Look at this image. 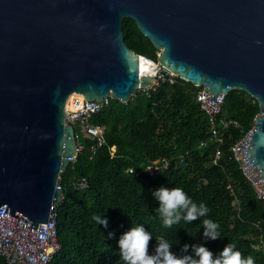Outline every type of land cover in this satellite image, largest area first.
I'll return each instance as SVG.
<instances>
[{
    "label": "water",
    "instance_id": "obj_1",
    "mask_svg": "<svg viewBox=\"0 0 264 264\" xmlns=\"http://www.w3.org/2000/svg\"><path fill=\"white\" fill-rule=\"evenodd\" d=\"M132 19L170 72L205 88L214 113L230 90L258 104L237 147L264 189V0H0V211L45 227L76 152L65 103L110 94L126 103L154 80L125 44Z\"/></svg>",
    "mask_w": 264,
    "mask_h": 264
},
{
    "label": "trees",
    "instance_id": "obj_2",
    "mask_svg": "<svg viewBox=\"0 0 264 264\" xmlns=\"http://www.w3.org/2000/svg\"><path fill=\"white\" fill-rule=\"evenodd\" d=\"M122 32L129 49L156 58V49L132 19L122 18ZM200 87L178 77L174 84L136 90L126 103L111 98L91 115L89 123L102 127L104 142L92 152L91 139L76 137L83 149L61 174L62 201L56 206L60 247L47 264H124L117 240L136 224L151 234L148 247L152 255L159 244L157 237L162 236L170 241V250L177 257L195 259L193 247L202 244L215 255L227 243H234L242 257L251 256L254 264H264V199L257 196L239 162L228 158L230 144L252 127L258 104L242 90L232 89L225 95L216 119L235 120L237 126L229 127L221 157L214 162V143L206 148L198 145L211 127L195 100ZM73 128L77 133L78 125ZM162 158L168 159L167 166L152 176L127 171ZM81 177L88 186L75 190L72 180ZM160 186L182 188L194 203H204L208 213L164 227L156 211L159 202L152 196ZM94 215L106 218L107 227L96 223ZM204 219L218 223L220 238H204ZM0 264H6L1 256Z\"/></svg>",
    "mask_w": 264,
    "mask_h": 264
},
{
    "label": "built area",
    "instance_id": "obj_3",
    "mask_svg": "<svg viewBox=\"0 0 264 264\" xmlns=\"http://www.w3.org/2000/svg\"><path fill=\"white\" fill-rule=\"evenodd\" d=\"M158 55L159 53L157 50L155 59L138 54V74L154 77V80L146 87L139 89L148 91L150 89H155V87L162 83L174 84L177 82L178 76L159 63L157 59ZM142 63L143 69L140 67ZM111 98L113 97L110 94L104 95L100 100H85L82 96L81 99H75L72 102V107L70 109L65 108L67 123L72 127L74 124L78 125L77 133L74 131L76 152L69 160V163L74 162L77 154L83 149V145L76 141L77 136L84 135L94 142V144L91 145L92 152H94L97 146H100L104 142L102 127L89 123V118L104 106L108 105ZM224 98L225 95L219 100L217 111L211 113L204 105L205 88L201 86L195 93V100L199 103L200 109L207 114L211 124L207 136L201 139L198 145L202 148H206L209 144L214 143L212 149V158L214 162H217L221 157L222 145L227 139L229 127L237 126L235 120L220 119L217 121L216 119V116L221 111ZM252 128L253 125L242 137H240V139L230 144L228 147V158L236 159L239 162V168L243 175L250 181L257 196L264 199V189L257 187L253 180L244 173L241 162L237 159L236 154L239 143ZM111 149L113 150L114 148L111 147ZM185 154L186 152L180 155V161H182ZM167 164L168 159L162 158L150 161L139 169L129 167L127 171L135 176H138L141 171H145L149 176H152L159 168L166 167ZM144 168L150 169L146 171ZM131 169H133V171H131ZM59 178L61 181V176ZM60 181L58 187L62 189ZM72 186L75 190H83L88 186L87 180L83 177L73 179ZM226 187L230 191L232 190L230 184H227ZM30 224L31 222L29 220H18L16 216L0 211V256L4 259L6 264H47L51 256L59 249L60 245L56 235V207L53 210L51 219L46 222L45 227L39 228V226H37V229H33V227H30Z\"/></svg>",
    "mask_w": 264,
    "mask_h": 264
},
{
    "label": "clouds",
    "instance_id": "obj_4",
    "mask_svg": "<svg viewBox=\"0 0 264 264\" xmlns=\"http://www.w3.org/2000/svg\"><path fill=\"white\" fill-rule=\"evenodd\" d=\"M144 169L147 171L150 168ZM152 196L159 202L156 211L166 228L178 223L181 218L185 222H191L197 217H204L209 211L204 203L199 205L194 203L180 187L160 186L152 191ZM92 219L99 225L107 227L106 218L94 215ZM202 224L204 226L202 235L205 239L215 240L221 237L218 223L204 219ZM108 235L111 236L112 233L109 232ZM150 236L151 234L145 231L141 224L129 227L119 236L117 244L124 264H254L251 256L242 257L234 243H227L215 255L211 249L202 244L193 247L195 259L187 255L177 257L170 250V241L162 236L157 237L159 244L155 249L156 254L152 255L148 247ZM184 248L187 249L188 245L185 244Z\"/></svg>",
    "mask_w": 264,
    "mask_h": 264
},
{
    "label": "bare ground",
    "instance_id": "obj_5",
    "mask_svg": "<svg viewBox=\"0 0 264 264\" xmlns=\"http://www.w3.org/2000/svg\"><path fill=\"white\" fill-rule=\"evenodd\" d=\"M158 52L160 50H157ZM140 67L141 69H143V63L140 64ZM80 97L82 98V94L81 93H71L67 100H66V103H65V108L66 109H70L72 107V102L75 100V99H80Z\"/></svg>",
    "mask_w": 264,
    "mask_h": 264
}]
</instances>
